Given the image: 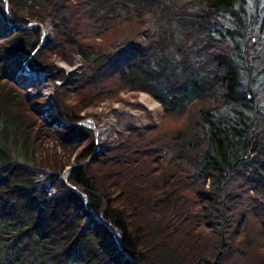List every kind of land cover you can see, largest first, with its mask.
<instances>
[{
    "label": "trees",
    "instance_id": "1",
    "mask_svg": "<svg viewBox=\"0 0 264 264\" xmlns=\"http://www.w3.org/2000/svg\"><path fill=\"white\" fill-rule=\"evenodd\" d=\"M0 264H264V0H0Z\"/></svg>",
    "mask_w": 264,
    "mask_h": 264
},
{
    "label": "rangeland",
    "instance_id": "2",
    "mask_svg": "<svg viewBox=\"0 0 264 264\" xmlns=\"http://www.w3.org/2000/svg\"><path fill=\"white\" fill-rule=\"evenodd\" d=\"M40 27L42 30V37L44 33L45 35L44 41H46V37L51 36L52 34V30L50 29V23L41 25ZM55 62L57 63L58 67L64 71L65 80L66 79L74 80L76 78L77 74L79 73V69H78L79 63L76 62L75 64L70 65V64L65 63L62 60H57V59ZM27 75L29 76L35 75V78L33 79V81H31L30 78L27 77ZM20 79L22 80V83L25 86L24 88L27 91H30V88L35 84V81H38L39 89L42 94V98L45 100V104L47 105L49 100L51 103H53L54 83L52 81L47 80L46 73L35 74V73H31L30 71H27V72H23L20 74ZM45 93H47L48 95L50 93L51 99H48V95ZM122 96L124 99H127L129 103H124V102L122 103L119 101H103L100 105L95 106L94 108H89L87 110L88 115H86L83 120L78 122L80 125L91 129L92 132L94 133L95 142L97 145L96 150L98 149V145L101 143V141H107V142L114 141V139L117 137V130L119 126L117 124L115 116L112 113V109H115V108L123 109L127 112L132 113L138 119L142 121H146V116H144L145 112L142 109L136 108L130 104V102H135V101L140 102L148 110L151 111L152 119L154 121L156 122L160 121L161 107L158 104V102H156L148 94L143 93V92H126V93H123ZM94 153L91 154L86 159V161L89 160L90 157L94 155ZM65 171L62 173L60 180L68 184L66 181V176L68 172L66 173Z\"/></svg>",
    "mask_w": 264,
    "mask_h": 264
},
{
    "label": "water",
    "instance_id": "3",
    "mask_svg": "<svg viewBox=\"0 0 264 264\" xmlns=\"http://www.w3.org/2000/svg\"><path fill=\"white\" fill-rule=\"evenodd\" d=\"M42 40H43V44H40V45H38V47L37 48H40V47H42L45 43H46V41H44V33H43V37H42ZM36 50V49H35ZM35 50H34V52H35ZM33 52V53H34ZM32 53V54H33ZM72 80H70V79H66L64 82H66V83H70ZM52 108L53 109H55V106L53 105L52 106ZM92 157V156H91ZM90 157V158H91ZM75 165H77L76 163H73L71 166H69L67 169H66V173L73 167V166H75ZM66 182V181H65ZM68 187H70V188H72L73 190H75V191H77L74 187H72V186H70V185H68ZM78 192V191H77ZM84 199V201H86V198H83ZM101 221V220H100ZM103 222V221H102ZM107 226H109L110 227V225L109 224H106Z\"/></svg>",
    "mask_w": 264,
    "mask_h": 264
},
{
    "label": "bare ground",
    "instance_id": "4",
    "mask_svg": "<svg viewBox=\"0 0 264 264\" xmlns=\"http://www.w3.org/2000/svg\"><path fill=\"white\" fill-rule=\"evenodd\" d=\"M45 36V35H44ZM64 67V66H63ZM45 94H47V93H45ZM48 95V94H47ZM50 97V98H49ZM48 99H51V95H50V93H49V95H48ZM48 104L49 105H51L52 106V103L50 102V100H49V102H48ZM54 111H56V110H54ZM95 128V127H94ZM96 129V128H95ZM96 132V131H95Z\"/></svg>",
    "mask_w": 264,
    "mask_h": 264
}]
</instances>
